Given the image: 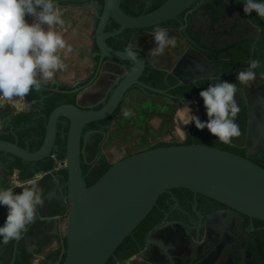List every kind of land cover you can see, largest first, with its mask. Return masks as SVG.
<instances>
[{
  "label": "water",
  "instance_id": "obj_1",
  "mask_svg": "<svg viewBox=\"0 0 264 264\" xmlns=\"http://www.w3.org/2000/svg\"><path fill=\"white\" fill-rule=\"evenodd\" d=\"M70 1L84 2L86 0ZM89 1L92 2V0ZM194 1L166 0L152 11L130 16L120 8V0H103V4L99 6L100 11L96 14L98 21L92 35L96 46L94 56L99 57V64L103 58L131 62V69L127 71L121 68L123 77L99 110H83L72 104H63L54 108L45 123L43 141L35 151H29L28 148H23L16 142L0 139V152L28 162L41 161L49 156L52 159L56 157L52 152L55 149L58 120L62 117L69 122L65 136L64 159L66 199L69 201L70 209L65 228V254L60 264H105L124 238L149 213L158 196L171 188H186L214 199L239 213L264 221V168L250 159L260 156L264 149V140L261 139L264 137V76L260 74L264 69L256 70V80L250 87H245L247 95L255 106L249 109L248 135L243 145L246 149V157L195 143L159 146L139 151L158 141H182L185 129L191 124L188 123L187 105L192 115L199 116V111L190 103L175 104L160 98L148 101L137 96L130 102L129 108H123L114 119L108 137L103 143L104 148L115 145L107 153V158L114 163L90 186H86L82 176L81 155L85 153L81 150L83 127L91 121L109 116L125 90L133 84L142 85L155 93H165L163 90L147 87L138 81L146 61L152 64L145 55L138 51V60L133 62L122 53L123 51L108 46L106 40L125 29L136 30L135 36H137L142 34L143 29L174 20L179 24L180 32L187 42L207 55L214 54L213 51L197 45L189 35L186 25L177 18ZM220 1L225 2V0ZM234 1L240 5V8H243L246 2V0ZM209 4L213 10L226 8L216 2H209ZM83 6L85 5H74L73 7L80 9L68 12L70 16L78 19L79 24L70 21L67 25L53 26V30L66 41L67 47L61 52L69 64L77 70L78 78H82L85 74L86 60L81 51L72 49L81 43H87L84 33H88L90 29V21L82 18ZM252 14L264 25V18L257 16L255 12ZM242 15L244 22L251 25V21L244 12ZM109 20L118 25L117 30L104 31ZM233 25L235 33L247 34L246 28L241 24L233 23ZM133 40L136 41V38L133 37ZM68 47L71 48V52L67 51ZM173 57L172 54H165V61ZM177 58H180L179 53ZM212 59L215 60L214 57ZM210 61L208 57L199 59L189 56L180 59L181 75L172 73L171 69H166V72L177 79L175 86H178L185 83L183 79L186 73L194 75L198 71H206ZM71 69L62 65L55 73L54 79L71 81L74 75ZM44 85L45 83L42 87ZM242 95L245 97L244 93ZM236 100L238 101V98ZM8 105L7 102L0 104V111ZM19 106L24 107L23 98L18 100ZM1 119L0 115V125ZM88 138L89 134H86L84 143ZM128 153L133 154L121 158ZM10 173L19 172L18 170L9 172L0 164V188L3 184L1 175L10 178ZM39 176V174L34 175L35 178ZM42 185L45 187V181ZM44 200L45 207L39 210L36 220L28 226L22 239L10 241L8 244L0 243V264H26L22 255L23 251L30 256L32 263L35 259L39 260L29 250L28 244L35 233L46 229L47 205L55 202L57 209L66 206L62 198L59 197L57 200L49 192L44 195ZM7 213V207L3 206L0 211V227L4 225Z\"/></svg>",
  "mask_w": 264,
  "mask_h": 264
},
{
  "label": "flooded vegetation",
  "instance_id": "obj_2",
  "mask_svg": "<svg viewBox=\"0 0 264 264\" xmlns=\"http://www.w3.org/2000/svg\"><path fill=\"white\" fill-rule=\"evenodd\" d=\"M164 1L166 0H120L119 6L126 14L138 16L154 10ZM209 2H216L221 6H226V8L213 10ZM57 4L63 25H67L70 21L79 24L78 19L70 16L68 12L80 9L73 7L74 5H85L82 7L84 10L82 18L85 21H90V29L88 33H84L87 43H81L72 50L82 52L87 68L84 76L78 78L77 70L69 64L67 58L60 51L61 64L69 69L72 68L74 75L69 82L54 79L52 82L45 83V85L53 84L54 86L48 89L62 95L59 105L72 104L83 110H99L123 77L121 68L129 71L132 63L103 58L99 64V57L94 56L96 46L92 35L98 21L96 14L100 11L99 6L103 4V0L102 2L98 0H92V2L89 0L84 2L57 0ZM243 12V8H240V5L234 0H225V2L220 0H195L184 12L177 16L186 25L194 42L213 51L214 54L211 55L203 53L187 42L176 21L168 20L156 25L166 28L169 35L175 37L176 40L175 47L165 53L166 55H174L171 60L167 58V62L165 61V55L160 58H153L148 55L149 49L154 47L153 37L150 33L156 26L141 30L142 34L137 36H135L136 30H123L130 34L127 46L131 42L135 43L137 45L136 50L139 51L140 49L139 52L145 55L148 61L152 62L150 64L146 61L143 73L139 76L138 81L147 87L163 90L165 93H155L138 84H133L127 88L109 116L91 121L83 127L81 150L85 153L81 155V158H84L85 162L98 161L103 156L107 158V153L115 147V145L103 147L112 123L123 108H129L130 102L137 96L148 101L160 98L175 104H193L199 111L198 117L205 116V122H207V113L206 110H203L205 108L204 102L199 95L205 89L204 86L218 82L219 79L231 83L233 81L237 82V77L234 76V72L230 68L236 62L234 57L236 55L247 54L248 61L258 59L264 64V39H262V29L258 23L260 21L253 14L246 15L252 23L251 25L246 24L243 19ZM26 20L28 23H32L33 18L26 17ZM233 23L241 24L246 28L247 34L235 33ZM114 24H116L114 21L109 20L104 27V31L113 32L117 30V24L115 29L112 28ZM133 37L136 38V41L133 40ZM107 45L110 46L108 43ZM178 53L180 58H177ZM189 56L199 59L208 57L211 61L210 64L208 63L206 71H198L194 75L186 73L183 79L185 83L175 86L178 82L177 79L173 75L167 74L166 69H171L172 73L181 75L180 59ZM244 67L247 68L248 64ZM153 70L165 72L162 83L156 84L154 82L151 74ZM170 77H173L175 81H170ZM80 87L82 88L76 91ZM55 88L57 90H54ZM237 88L238 93L235 99L238 98L240 113L236 123L239 124L241 135L234 138L233 142H243L242 145H244L248 135V126L246 129L243 128L240 116L246 110L249 125V109L255 106L250 96L247 95L245 86L237 82ZM195 90L198 91L197 94H195ZM243 93L245 97L242 95ZM23 99L24 107L13 108L8 105L0 111L2 116L0 134L5 128L11 129V120L17 114L34 112V119L37 121L42 120L44 117L41 107L35 108L33 101H27L25 97ZM46 121L47 119L45 123ZM108 121L110 122L108 123ZM68 126L67 119L59 118L56 136L59 135L65 138ZM187 129L184 131V138ZM86 134H89V138L84 143ZM161 142L178 141H158L139 151L152 148ZM52 153L55 154L54 150ZM133 153H128L121 158ZM88 156H90L89 161L87 160ZM51 160L54 162V167L36 173L40 175L37 182L43 196L49 192L57 200L59 197L62 198L66 206L57 209L55 208V202L47 205L46 229L40 233H35L34 238L28 244L29 250L39 258L37 260L39 264H59L66 248L65 228L70 204L66 199V176L61 173L65 168H57L56 161ZM107 160L111 164L114 163L108 158ZM25 179L33 180L35 177ZM43 181H45V187L42 185ZM2 209L3 207L0 205V211ZM151 210L149 215L145 216L146 218L132 230L129 239L115 249L113 255L108 258L105 264H264V221L239 213L214 199L194 193L186 188H171L163 192L158 196ZM24 259L26 264L32 263L30 256L24 255Z\"/></svg>",
  "mask_w": 264,
  "mask_h": 264
},
{
  "label": "clouds",
  "instance_id": "obj_3",
  "mask_svg": "<svg viewBox=\"0 0 264 264\" xmlns=\"http://www.w3.org/2000/svg\"><path fill=\"white\" fill-rule=\"evenodd\" d=\"M243 11L245 15L255 12L264 18V0H246ZM26 17H32L33 22L28 23ZM62 23L57 0H0V104L7 102L16 108L18 100L33 89L40 91L44 83L54 80L55 73L62 67L60 51L67 45L53 26ZM150 34L154 41V47L149 49L150 57L160 58L175 47V37L170 36L166 28L156 26ZM136 48L137 45L131 42L122 53L137 62ZM67 51L71 52V48L68 47ZM257 69H264V64L258 59H251L246 69L237 72V82L250 87L257 78ZM260 74L264 76V71ZM237 82L219 79L199 93L207 122L192 115L187 105L188 123H194L198 130L207 128L225 145H231L233 139L241 135L236 123L240 113L235 99ZM261 139L264 140V137ZM38 179L28 182V186L19 192L14 190L15 185L0 188V205L8 209L5 223L0 227V243L22 239L28 226L36 220L39 210L45 207Z\"/></svg>",
  "mask_w": 264,
  "mask_h": 264
},
{
  "label": "trees",
  "instance_id": "obj_4",
  "mask_svg": "<svg viewBox=\"0 0 264 264\" xmlns=\"http://www.w3.org/2000/svg\"><path fill=\"white\" fill-rule=\"evenodd\" d=\"M98 1L102 2V0H98ZM258 23L262 29V39H264V25L261 22ZM116 27L117 25L114 24L112 28L115 29ZM129 38H130L129 32L123 31L120 34L109 38L107 43L114 49L124 51L125 47L128 44ZM234 57L236 59V62L233 65H231L230 68L233 70L234 76H236L237 72L246 69V67L244 66L248 64V55L240 54ZM151 74L156 84L163 82V78L165 77V72L153 70L151 71ZM170 81L174 82L175 79L173 77H170ZM232 83H236V81H233ZM208 85L209 84L205 85L204 88L206 89ZM53 86H54L53 84H47L44 87H42L40 91H36L33 89L25 97L27 101L34 102L33 106L35 108L36 107L42 108L44 112V117L42 118V120L40 121L35 120L34 112L17 114L11 120V129L10 128L3 129V132L0 134V139L7 140L10 142H16L19 146L23 148H28L29 151H35L36 149H38L45 135V120L48 118L51 111L60 104V98L62 96L61 94L52 92L51 90L48 89ZM178 90L179 88L177 89V91ZM197 93L198 91L195 90V94ZM203 110H205V108H203ZM240 117H241V125L243 126L244 129H246L248 126V115L246 110L242 112ZM200 120L205 122V116H202ZM109 122L110 121H108V123ZM97 140L98 137L96 138V142ZM192 143L204 144L207 146L216 147L246 157V149L242 145L243 142H232L231 145L222 144L217 140L215 136H213L208 131L207 128L203 130H198L194 123L186 130L184 140L178 142H161L154 145L152 148L159 146H170V145H186ZM54 153L56 154L57 159L64 158L65 155L64 137L62 138L59 135L56 136ZM89 159L90 156L87 157L88 161ZM250 159L257 165L264 168V149L260 156L251 157ZM0 163L9 172L18 170L19 172L18 175L22 179L31 178L34 176V174L38 173L39 171L50 170L54 167V162L49 157L37 162H28L3 152H0ZM110 165L111 163L104 156L101 157L98 161H94V162H85L84 158H81V171L86 186L92 185L100 176H102L105 173V171L110 167ZM61 173H63L64 176H66L65 170H62ZM148 215L149 213L146 215V217ZM129 237L130 234L124 238L121 244L126 242L129 239ZM63 259H64V255L61 258L59 264L63 261Z\"/></svg>",
  "mask_w": 264,
  "mask_h": 264
},
{
  "label": "crops",
  "instance_id": "obj_5",
  "mask_svg": "<svg viewBox=\"0 0 264 264\" xmlns=\"http://www.w3.org/2000/svg\"><path fill=\"white\" fill-rule=\"evenodd\" d=\"M1 179L3 180L2 188H6L10 185H15V191H20L23 187L28 185V182L32 180L22 179L19 177L18 173H10V178H7L5 175H1ZM2 206V205H1ZM3 207V206H2ZM23 257L27 254L23 251ZM29 256V255H28ZM31 264H39L37 260L33 261Z\"/></svg>",
  "mask_w": 264,
  "mask_h": 264
},
{
  "label": "built area",
  "instance_id": "obj_6",
  "mask_svg": "<svg viewBox=\"0 0 264 264\" xmlns=\"http://www.w3.org/2000/svg\"><path fill=\"white\" fill-rule=\"evenodd\" d=\"M56 161L57 168H65V159H57V157L52 158Z\"/></svg>",
  "mask_w": 264,
  "mask_h": 264
}]
</instances>
